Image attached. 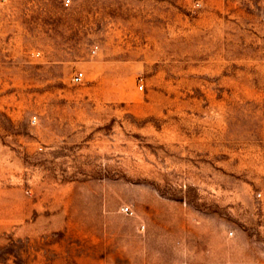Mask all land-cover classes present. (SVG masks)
Wrapping results in <instances>:
<instances>
[{
    "label": "rangeland",
    "instance_id": "obj_1",
    "mask_svg": "<svg viewBox=\"0 0 264 264\" xmlns=\"http://www.w3.org/2000/svg\"><path fill=\"white\" fill-rule=\"evenodd\" d=\"M0 264H264V0H0Z\"/></svg>",
    "mask_w": 264,
    "mask_h": 264
},
{
    "label": "built area",
    "instance_id": "obj_2",
    "mask_svg": "<svg viewBox=\"0 0 264 264\" xmlns=\"http://www.w3.org/2000/svg\"><path fill=\"white\" fill-rule=\"evenodd\" d=\"M93 51H95V48L93 49ZM83 78H84V73L82 71H80L73 76V81L76 83H79V82H82ZM126 209H128V208H126Z\"/></svg>",
    "mask_w": 264,
    "mask_h": 264
}]
</instances>
